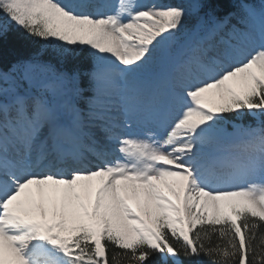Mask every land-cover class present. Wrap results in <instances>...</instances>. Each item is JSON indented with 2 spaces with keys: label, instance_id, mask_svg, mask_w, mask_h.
<instances>
[{
  "label": "snow or ice",
  "instance_id": "snow-or-ice-1",
  "mask_svg": "<svg viewBox=\"0 0 264 264\" xmlns=\"http://www.w3.org/2000/svg\"><path fill=\"white\" fill-rule=\"evenodd\" d=\"M228 2L0 0L40 42L0 48V264H264V0Z\"/></svg>",
  "mask_w": 264,
  "mask_h": 264
},
{
  "label": "trees",
  "instance_id": "trees-1",
  "mask_svg": "<svg viewBox=\"0 0 264 264\" xmlns=\"http://www.w3.org/2000/svg\"><path fill=\"white\" fill-rule=\"evenodd\" d=\"M212 8L219 9L217 15H223L225 12L232 9V4L228 0H214L212 3ZM40 47V42L34 38L28 36L22 31H13L7 35L2 42H0V48L3 50L5 61H11L19 58H26L32 55ZM264 230V229H262ZM213 243H215V237H213ZM119 250L115 249L113 246H109L108 256L111 261L112 255ZM183 260V257H181ZM203 261V264H210V261L201 256L199 258ZM153 264H160L159 255H156L152 258ZM121 264H126V261L122 257L121 253ZM171 264V261H169ZM184 264H193V262L184 260Z\"/></svg>",
  "mask_w": 264,
  "mask_h": 264
},
{
  "label": "rangeland",
  "instance_id": "rangeland-1",
  "mask_svg": "<svg viewBox=\"0 0 264 264\" xmlns=\"http://www.w3.org/2000/svg\"><path fill=\"white\" fill-rule=\"evenodd\" d=\"M93 2L97 5H103L105 3L111 5V6H114L115 3H116V0H102V1H98V0H93ZM111 9H105V11H109ZM118 155V154H117Z\"/></svg>",
  "mask_w": 264,
  "mask_h": 264
}]
</instances>
